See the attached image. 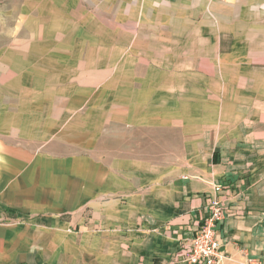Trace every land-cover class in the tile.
Here are the masks:
<instances>
[{
  "label": "rangeland",
  "instance_id": "rangeland-1",
  "mask_svg": "<svg viewBox=\"0 0 264 264\" xmlns=\"http://www.w3.org/2000/svg\"><path fill=\"white\" fill-rule=\"evenodd\" d=\"M257 14L213 0H0V143L146 176L264 159Z\"/></svg>",
  "mask_w": 264,
  "mask_h": 264
},
{
  "label": "crops",
  "instance_id": "crops-1",
  "mask_svg": "<svg viewBox=\"0 0 264 264\" xmlns=\"http://www.w3.org/2000/svg\"><path fill=\"white\" fill-rule=\"evenodd\" d=\"M213 1L264 16V0ZM213 183L228 210L222 264L243 251L264 261V159L146 176L83 150L0 143V264H191L181 238L207 215Z\"/></svg>",
  "mask_w": 264,
  "mask_h": 264
},
{
  "label": "built area",
  "instance_id": "built-area-1",
  "mask_svg": "<svg viewBox=\"0 0 264 264\" xmlns=\"http://www.w3.org/2000/svg\"><path fill=\"white\" fill-rule=\"evenodd\" d=\"M185 177V176H184ZM215 195L208 205L205 217L196 225L195 229L181 238L180 251L182 258L191 264H222L226 257L220 250L218 227L228 214L220 194L225 189L222 183H213ZM241 259L234 261L239 264H264V261L253 258L241 252Z\"/></svg>",
  "mask_w": 264,
  "mask_h": 264
}]
</instances>
